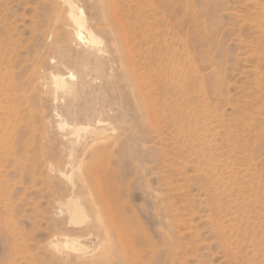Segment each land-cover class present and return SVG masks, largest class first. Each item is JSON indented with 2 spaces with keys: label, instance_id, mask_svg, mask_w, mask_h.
<instances>
[{
  "label": "rangeland",
  "instance_id": "374dc122",
  "mask_svg": "<svg viewBox=\"0 0 264 264\" xmlns=\"http://www.w3.org/2000/svg\"><path fill=\"white\" fill-rule=\"evenodd\" d=\"M164 1L73 0L101 43L71 40L74 60L63 65L45 47L50 32L71 29L63 1L0 0L7 58L0 83L22 85L0 98V264H63L59 255L76 256L62 247L72 229L65 192L84 180L108 182L113 193L106 205L80 193L91 212L102 209L110 230L86 242L87 261L108 248L107 264H138L152 246L147 264H264V0H178L196 15L187 21ZM197 24L209 39H188ZM158 29L168 49H188L198 64L209 57L199 74L217 73L218 83L180 104L158 92L142 55ZM117 45L126 64L138 56L150 79L154 127L142 123L128 95ZM54 76H65L69 90L57 88Z\"/></svg>",
  "mask_w": 264,
  "mask_h": 264
},
{
  "label": "bare ground",
  "instance_id": "6f19581e",
  "mask_svg": "<svg viewBox=\"0 0 264 264\" xmlns=\"http://www.w3.org/2000/svg\"><path fill=\"white\" fill-rule=\"evenodd\" d=\"M62 1H63V4H65V6H67L68 9H69V10H67V9H65V10L68 11L67 14H68V19L71 22V24H70L71 29L68 30V31H66V30H59L57 32H55V31L50 32L49 35L51 36V39L52 40H51L50 43H46V46L45 47L47 49L53 51V53L59 59V63L65 65V64H68V63H70V62H72L74 60L73 59L72 52H71V46H70L71 45L70 44L71 40H74L76 43H87V44H89L91 46L99 45L101 43V41L96 37L98 35H95L94 32H93V30L88 29L86 27V22L87 21H86V16H85V13H84L83 9L81 7H79L78 5H76V3L73 2V0H62ZM164 2H165V5L169 6L172 9V13H174L175 17L178 16V11L181 12L182 17L184 18L185 21H187L188 19H190L191 16H192V19L196 16L195 14L193 15V12H192L191 8H189V9H183L182 6L178 4V0H165ZM63 7H64V5L62 6V8ZM191 12H192V15H191ZM176 18H178V17H176ZM170 19H171V17H170ZM184 20H182V22L177 21L176 24H178V26H181V25H183ZM162 21H163V18H162ZM193 21H195V20H193ZM198 26H199V24H197L196 28H194V30H192V32L187 33L188 39L189 40H192L193 42H195L200 37L203 38V39H205L206 38V35L208 36V39H209L210 32H208L207 30L202 29V31H204V33H205V36L203 35L204 36L203 37V36H201V32L200 33L197 32L198 31L197 30L198 29ZM158 30H160V29H158ZM158 32L160 33L161 30L158 31ZM151 40H152L151 42H147L146 45H150V46L146 50V53H142V55H143V59H144V62H145V66L147 65L149 67V70L148 71L152 73L151 74V77L155 75L156 78H157L156 85H152V86L153 87L156 86L157 87V91L160 92L161 94H164V95L166 94L167 96L171 94L172 96L177 97V101L178 100L180 101V99L183 100L184 97H187L188 99L193 98V96L195 94H197L198 89H200L201 91H204L205 92L206 89H207V87L214 86L216 83H218V77L216 75L217 73L215 72L216 70L214 71V73H216V74H214L213 76L208 77V78H205L204 76H200V74H199V72H200L199 71L200 70L199 69L200 68V64H207V65L208 64L209 65L211 64V60H210L209 57L203 58L202 59V63L198 64V62L195 60V56L193 55L194 53H190L188 49H184L186 51L182 50L181 48L178 50V47L177 48H174L173 47L174 49H171V48L168 49L167 48L168 47V45H167L168 44V42H167L168 40H166L165 36H163L162 33L158 34V36H156L154 38L152 37ZM186 42H184V43H186ZM175 43H176V41H175ZM187 44H188V42H187ZM203 45L205 46V42L203 43ZM184 47H185V45H184ZM119 49L120 48L117 45L115 51L118 52L119 55H120V61H121V64H122V68L124 70V72H123L124 73L123 79L125 81H127L128 95L132 99L133 104L136 107L137 111L140 112V114H141L140 117H141L142 123L143 124L146 123L147 125L154 127L155 126V125L153 126V122H154V119H153L154 106H153V104L154 103L152 104V101L153 100H152V97H151V95H152L151 93L154 90L150 86V79L143 77V74L145 72L144 73H140L139 72V68H138V58H137L138 56L135 55V53H132V60H130V64L128 65V64H126L124 62V57L119 52ZM51 59H53V58H51ZM6 61H7V58L3 54L2 49H0V74L1 75L3 74V69L2 68L4 66L6 67V64H7ZM79 61H81V60L79 59L78 62ZM54 65H55V63H54ZM72 71H74V70H72ZM145 71H147V70H145ZM69 75H70L69 78H71V79L74 78V74L72 72H70ZM49 76H51V75H49ZM13 79H14V82L16 80L17 83H19V79L20 78L18 76L17 77L14 76ZM0 80H2V79H0ZM7 80H9V79H7ZM9 81H11V80H9ZM5 82L6 81L4 80L3 83H0V98L3 97V96H5V95L6 96L9 95L8 94V91H11V92L12 91H15V92H17V91H21L22 90L21 89L22 85H19V84L9 85V86H11L10 87L11 89L10 90H7L6 85L8 87V83L9 82L8 83H5ZM54 83H55V85H56L57 88H60V89L65 90V91H68L69 88H70V86L68 85V83L66 81L65 76H54ZM154 84H155V82H154ZM13 95H14V93H13ZM12 98H13V96H12ZM25 99H26V96H25ZM8 100H6V101H8ZM11 100H13V99H11ZM16 100H18V99H16ZM28 100L30 101L29 98H28ZM161 101H163V100H161ZM179 101H178V104H180ZM191 101L192 100H190V103H191ZM20 102H21V100H20ZM172 102L174 103V101H172ZM13 103H15V102H13ZM183 103H184V101H183ZM17 104H18V102H17ZM166 104L167 103H165V105ZM185 104H187V103H185ZM167 105H169V104H167ZM171 106H173V105H170V108H171ZM173 108H174V106H173ZM8 110H10V109H8ZM171 111H172V109H171ZM167 113H168V111H167ZM5 115H6V113H5ZM178 115H179V113H178ZM157 116H159V115H157ZM0 119L2 120V117ZM156 121L159 122L158 120H156ZM0 124H1V122H0ZM2 124H3V122H2ZM3 125H5V124H3ZM59 128L62 129V130H64L66 128H69V125L66 122H61V123H59ZM9 129H11V128H9ZM80 130L81 129L78 128L77 133ZM3 133H5V131ZM16 133H17V130H16ZM8 145L10 146V144H8ZM88 146L90 147V145L88 144L87 146H84L82 148L86 150ZM10 148H12V146ZM15 148H17V147H15ZM16 164H13V166L16 165ZM68 164H70V163H68ZM82 165L83 164H81L80 162H78V164L76 165L79 172L81 171V169H83L82 168ZM45 166L49 167L50 166V163H45ZM62 175L64 177L66 176L67 178H71L70 175L68 176L65 173H62ZM107 181H109V180H107ZM210 182H213V181H210ZM70 183L71 184L67 187L66 192H65V198H66V200L64 202V208H65V213L67 215V224L66 225H68V227H72V229L69 230L70 233L63 234L62 235V237H63L62 247L65 248V249L70 250L73 253H75L76 256H73V257L72 256L63 257L62 255H59L60 256V257L58 256L59 257V260L63 264H100V263L107 264L111 259H113V258H111L110 253H108V251H107L108 250L107 247H110V245L109 246H106L107 249H106L105 253H103V255L101 257H99L98 259L92 260V261H89V260L87 261L86 260L88 258L86 256V254H87L86 252L87 251H85L86 250L85 249L86 242L89 241V240H92V239H97V238L99 239V237H100L99 236V233H101V234L102 233H105V231L106 230H109V229H107L108 227L107 228L105 227V224L103 225V222H104L103 219H105L104 216H103L104 214H102V216H103L102 218L103 219L101 218V214L98 215L100 213V211H102V209L101 208H98V210H97L94 207L96 209L97 213L96 212H91L89 206L83 202L84 199L80 195V193L81 192H84V191H86V192L89 193V194H87V193L85 194V196H84L85 199L86 198L92 199L93 198L92 196L97 195V197L95 199L101 201L103 204L106 205V203L110 200L111 194H113L112 192L110 193V190L108 188V182L106 183V182L103 181V183H102V182L98 181L96 187L91 186L85 180H84V182H82L83 184L81 183V185H79L78 187L75 186V184H74L73 181H71ZM212 184H214V183H212ZM211 187H210V189H211ZM214 191L212 192L213 194H214ZM216 196H218V195H216ZM211 199H212V197H211ZM112 200H114V198ZM214 200L216 201V198H214ZM215 201H214V203H215ZM109 202H111V201H109ZM91 204H92V202H90V205ZM111 204H113V203L111 202ZM107 210L109 212V209H107ZM122 211L124 213V209ZM108 215H109V213H108ZM90 216L92 217V220L91 221H89V219H91ZM111 218L114 219L113 216H111ZM143 232H144V230H143ZM106 233H108V231ZM108 236H109V234L108 235H104V239L103 240H104L105 244H107L108 241H110L108 239ZM147 241H148V238H147ZM153 244H154V242H153ZM148 245H150V244H148ZM55 247L56 248H59V245L56 244ZM155 248L157 249V247L149 246V249H150L149 252H147V253H141L138 256L136 255L137 254L136 253L135 256L138 257V261H139L138 264H147L146 261H145V259L147 258L146 256H147L148 253H153V251L155 252L156 251ZM132 252H133V250H132ZM141 252H142V250H141ZM60 254H61V252H60ZM142 254H144V255H142ZM156 256L159 257V255H156ZM132 259H133V257H132ZM135 259L137 260V258H135ZM147 259H149V258H147ZM156 260H158V259H156ZM157 262H159V261H157ZM161 264H163V263H161Z\"/></svg>",
  "mask_w": 264,
  "mask_h": 264
}]
</instances>
